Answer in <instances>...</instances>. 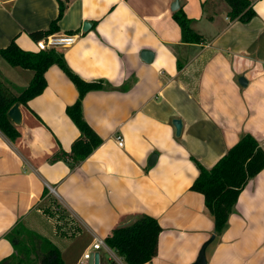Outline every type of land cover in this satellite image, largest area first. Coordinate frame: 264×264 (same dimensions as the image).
Returning a JSON list of instances; mask_svg holds the SVG:
<instances>
[{"label":"crops","instance_id":"crops-1","mask_svg":"<svg viewBox=\"0 0 264 264\" xmlns=\"http://www.w3.org/2000/svg\"><path fill=\"white\" fill-rule=\"evenodd\" d=\"M173 1L67 0L51 34H78L59 50L67 66L105 82L82 100L103 142L78 163L64 158L80 136L65 112L78 91L49 67L44 90L19 105V137L0 131V262L14 251L7 234L18 222L55 245L62 264H88L83 255L96 238L146 214L161 232L145 264H191L213 235L207 264H264V168L240 192L219 236L203 195L190 189L198 174L191 158L210 168L246 133L264 149V0H250L256 15L246 23L230 21L223 0H179L200 43L182 42ZM57 12V0H0V49L14 39L37 52L31 33L47 30ZM142 50L153 52L151 62ZM33 75L0 57V79L14 94ZM98 252L99 264L112 259Z\"/></svg>","mask_w":264,"mask_h":264},{"label":"trees","instance_id":"trees-1","mask_svg":"<svg viewBox=\"0 0 264 264\" xmlns=\"http://www.w3.org/2000/svg\"><path fill=\"white\" fill-rule=\"evenodd\" d=\"M223 1L228 5L227 16L230 21L246 23L256 15L250 0ZM57 2L58 12L48 29L31 33L35 40L58 29V22L66 10L67 0ZM172 17L180 27L182 42L203 41V37L192 28V19L182 8L173 11ZM0 57L12 67L34 71L32 80L18 94H14L0 79V131L4 135L12 141L19 137V131L7 116V111L13 104L26 105L30 99L40 94L46 87V70L57 65L78 91L76 101L66 106L65 112L77 126L80 136L72 143L70 155L63 153L64 158L70 156L78 163L102 144V138L84 119L82 100L87 92L103 89L105 83L103 80L87 81L81 78L69 69L63 53L59 50L27 51L20 48L14 39L0 49ZM191 159L197 167L198 174L190 189L203 195L205 210L213 219L214 234L219 236L226 227L240 192L264 168V149L254 136L246 133L210 168H205L194 158ZM160 232L161 227L156 218L140 214L131 222L113 228L104 238V242L127 264H145L157 254ZM7 237L14 251L0 264H35V259L39 260V264H62L60 252L55 245L27 230L19 222ZM108 264H115V261L110 259Z\"/></svg>","mask_w":264,"mask_h":264},{"label":"water","instance_id":"water-1","mask_svg":"<svg viewBox=\"0 0 264 264\" xmlns=\"http://www.w3.org/2000/svg\"><path fill=\"white\" fill-rule=\"evenodd\" d=\"M179 0H174L173 3L171 4V10L172 11H176L179 8ZM90 23L85 21L82 24V31H87L90 27ZM153 52L150 50H142L140 52V57L142 60H144L145 62H151L153 59ZM238 82L241 86H246L247 84V80L246 78L241 75L238 79ZM7 116L9 117V119L11 120V122L15 125H19L21 123L22 120V114H21V110L19 108V104L15 103L13 104L9 110L7 111ZM172 124L175 128V134L176 136L180 135L181 132V128H182V123L180 119H174L172 121ZM157 154L155 152H153L148 160V164L152 165L155 160H156ZM214 239V235L211 236L208 240H206L199 252L198 255L196 257V259L191 263V264H207V259H206V247L208 246V244ZM88 264H99V252L98 251H94L90 254V257L88 259Z\"/></svg>","mask_w":264,"mask_h":264},{"label":"built area","instance_id":"built-area-1","mask_svg":"<svg viewBox=\"0 0 264 264\" xmlns=\"http://www.w3.org/2000/svg\"><path fill=\"white\" fill-rule=\"evenodd\" d=\"M77 37L78 34H49L36 40L35 44L38 51L49 49L60 50L62 48L70 47L71 45H73ZM117 144L120 147L123 145V141L119 137H117ZM102 247H104L106 250H109V247L105 244L104 239L96 238L94 240V243L92 244L91 250L84 253V260H88L92 252L98 251Z\"/></svg>","mask_w":264,"mask_h":264},{"label":"rangeland","instance_id":"rangeland-1","mask_svg":"<svg viewBox=\"0 0 264 264\" xmlns=\"http://www.w3.org/2000/svg\"><path fill=\"white\" fill-rule=\"evenodd\" d=\"M102 250H104V252H106L115 261V264H124L123 259L121 257H119L115 251L106 250L104 247H102ZM34 261H35V264H39L38 259H35Z\"/></svg>","mask_w":264,"mask_h":264}]
</instances>
